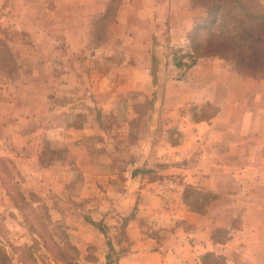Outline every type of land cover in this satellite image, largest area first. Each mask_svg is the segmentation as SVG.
Masks as SVG:
<instances>
[{
    "label": "crops",
    "instance_id": "obj_1",
    "mask_svg": "<svg viewBox=\"0 0 264 264\" xmlns=\"http://www.w3.org/2000/svg\"><path fill=\"white\" fill-rule=\"evenodd\" d=\"M15 1L16 8L12 13L17 17L14 19L16 25L10 29L21 38L23 47L19 54L22 58L29 59L27 61L31 65V74L27 78L35 84L47 85L49 91L46 96H41L39 92L33 93V102L38 104V107L33 108L30 113L25 111L26 98H21L24 93L21 94L18 90H24L25 84L17 87L14 94H1L5 98L0 96V128L4 129V138L8 136L10 143L7 146L0 138V148L9 149L5 155L11 159L17 174L16 179L20 181V191L24 196L27 195L29 199L31 192L42 194L48 191L49 197L56 198V194L61 195L63 191L66 194L67 182L72 178L73 164L78 163L85 153L88 159L96 158V155H91V150L88 151L85 141L90 138V134L100 132L102 125L97 116L93 119L87 108H81L79 98L87 102L91 96L90 100L93 102L95 99L97 107H102V113H113L115 109L106 110L104 100H100L104 95L107 78L117 75L120 80L124 77L122 69L132 67L133 78H137L140 73L149 80V75L152 76L149 74L152 59L150 60L146 53L143 58L124 59L108 71L96 66L91 75L87 70H75L71 62L87 66L89 61L83 53L80 54L81 51L103 52L106 49L105 39L93 48L81 39L89 29L91 31L88 35H91L92 28L89 23L93 19L98 21L105 16V0H46L51 4L46 9L49 12H46L45 18H52L54 21L64 19L61 26L54 25L55 27L46 33L36 24L32 26V22L26 23L29 16L25 13V6L32 1ZM177 1L150 0V7L154 10L148 14L132 12L127 3L116 11L109 28L117 31L123 24L127 27L126 20L137 23L144 17L150 20V34L153 33L160 41L157 46L163 48L164 37L161 38L159 34L168 29L167 47L187 49V33L192 28L191 18L196 13L203 15V9L190 6L189 0H180V5ZM261 1L264 4V0ZM19 4L22 8H18ZM74 5L76 7H73ZM182 6L183 12L180 11ZM40 16H43V12ZM182 20L184 22H181ZM131 29L133 28L130 27L129 30ZM46 35L48 39L52 35L62 38V42L61 39L58 42H49L51 47L48 46L47 49L58 51L59 48L64 51L65 57L60 56V59L56 54H51L48 58L37 57L42 44L34 40L38 36L43 39ZM134 42L140 44L144 51H148V44ZM13 48L16 51L14 46ZM162 62L160 66L166 64L165 61ZM41 67L47 68V73ZM186 74L183 80L176 84L175 96L172 95L176 102L172 105L164 104V109L160 112L164 131L169 132V135L162 139L157 154L146 155L140 162L130 163V160H123V163H128L130 170L126 171L127 179L123 186L125 188L120 189L121 193H118L119 190L117 192L119 201L106 206L105 193L96 184V206L94 208L87 205L94 212L91 219L79 220L74 227L72 222L69 223L65 217L60 216L64 218L63 227L68 232L71 243L87 255H96L101 264H209L205 258L208 254L222 257L224 264H253L250 262L253 253L248 251L251 241L249 236L244 242L246 244L240 245V252L236 256L233 255L230 242H234V233L241 228L234 227L231 220L236 207L229 208L231 206L226 203L231 202L236 195L229 188L231 173L243 177L245 171L255 168L252 162H264L263 155L250 162L248 154L236 151L237 147L243 150L253 145H264L260 139L257 142L247 138L253 116H264V77L241 74L232 62L220 56L196 58ZM165 79V71L160 68L159 72H156V81H164L166 86L160 93L156 90L158 85L154 87L157 98L155 103L161 100V93H164L165 98L171 93L169 87L174 80ZM72 94L74 95L71 97ZM142 94L146 95L144 92ZM43 98L47 102L46 108L41 107ZM74 101L80 102V107L73 105ZM129 110L131 111V108ZM74 113L77 118L82 117L79 123L72 121L71 116ZM44 115H47L46 119ZM156 125L157 123L153 124L152 128ZM172 128L175 138L171 137ZM255 133L264 139V128L256 129ZM46 141L57 147L67 148L64 158L44 160L42 154ZM236 154L239 155L237 158ZM99 157L97 159L100 162H94L95 169L87 165L81 166L83 174L88 175L92 170L97 172L96 178L113 179L114 175L110 173L115 171L113 168H116L119 159L106 156L105 153ZM234 160L244 164L247 162L248 165L240 169L241 174L239 171L234 172L228 165ZM257 169L263 172L260 165H257ZM238 179L243 181L242 178ZM88 185L93 183L85 185L86 193ZM203 195H209L208 199L203 200ZM0 197H3L4 201H10L9 209L15 212L14 218L17 217L24 223L23 210L14 201L2 176ZM221 202L224 204L221 210L219 209V218H216L217 214L213 209ZM48 205L50 207L51 204ZM57 208L55 204L53 209L49 210L53 222L57 221ZM3 211L0 206V215ZM90 221L108 229L106 243L101 238L104 237L102 229ZM217 228L224 229L227 233L224 239L216 235ZM82 229H86L88 235L82 232ZM52 237L56 242V235ZM89 245L100 249L87 250ZM0 249L3 251L0 264H26L19 253L8 250L1 242ZM254 253L256 257L260 256V251ZM48 255L52 261L55 260L56 257L51 256V253Z\"/></svg>",
    "mask_w": 264,
    "mask_h": 264
},
{
    "label": "rangeland",
    "instance_id": "obj_2",
    "mask_svg": "<svg viewBox=\"0 0 264 264\" xmlns=\"http://www.w3.org/2000/svg\"><path fill=\"white\" fill-rule=\"evenodd\" d=\"M31 1L30 4L25 6V13L29 16V18L26 19V23L32 22V26L36 24L44 33L54 28V25L58 27L62 25L64 19H57L54 21L52 18H45L44 15L46 12H49V10L46 9L48 5L51 4L50 2L46 0V2H44V0ZM149 1L150 0H129L126 2V0H105V16L98 21L93 19L92 22L89 23L92 28L91 35H88L91 31V29H89L88 33L84 34L81 39L83 43L92 48L93 46L100 45L105 39V41H107L106 49H104L103 52L94 50L81 51L80 54L83 53L85 59L89 60L87 66H79L72 62L70 64L75 70L81 69L80 71L82 72L87 70V73L91 75L94 73L92 70L96 66H101L99 69L108 71L111 70L115 64L121 63L124 59L143 58L147 53L151 60L152 54H154L156 56V69L152 71L150 66L149 74L159 72V69L162 68L165 71V80H174L173 84L169 87L171 93H168V98H165L164 93L163 95L161 93V100L159 103H155L157 98L154 87L158 85L156 90L160 93L166 86L163 84L164 81L162 83L156 81L155 84L152 83L151 75H149L150 77L148 80L146 76L140 73L137 75V78H133L134 68L132 67H125L122 69L124 77H121L120 80L116 75L115 77L107 78L105 81L104 95H102L100 100H104V108L106 110L115 109L113 113L112 111L102 113V107L98 108L95 104L96 100L94 99L93 102L90 100L91 96L88 98L87 102L79 98L82 104L81 108H87L93 119L97 116L102 128L100 132L90 134V138L85 141L88 146V151L91 150V155H96V158L92 159L91 157V159H88L85 153L78 163L75 162L76 164H73V171L71 172L72 178L69 183L67 182V195L64 194L63 191L61 195L56 194V198H53L52 196L49 197L48 191L42 194L31 192V196H29L28 199V196H24L20 191V181L16 179L17 174L15 173L14 166L11 164V159L5 155V152L9 149L0 148V176H2V180L9 189L14 201L22 208L24 214V216H22L24 217V223H22L17 217L14 218L15 212L9 209L11 207L10 201H4V198L0 197V206L4 210L0 215V242L6 245L8 250L19 253V256L26 264H101L96 255H93V253L87 255L82 250L78 249L75 244L71 243L68 238V232L63 227V217L66 218L65 220H67V222H72L74 227L77 226L76 224L79 220L91 219L94 212H92L93 209L87 207V205L94 208L96 206L95 200L98 192V190H96V184L99 189L105 193L104 203L106 206L118 202L120 196H118L117 192L119 190L120 192L118 193H121L120 189L125 188L123 186L124 181L127 179L126 171L130 170L128 163H123V160H130V163H134L135 161L140 162L146 155L150 156L157 154L162 139L165 138L166 135H169V132L164 131L163 119L159 116L161 110L164 109V104L172 105L176 102L173 97L176 92V84L182 81L187 75L188 68L192 65L191 61L195 60L189 48V41L187 49L167 47L166 43L169 39V30L167 29L165 33H162L164 35L159 34L161 38L164 37V42L162 43L164 49L157 46L159 45L157 42L160 41L153 33L150 34V20L144 17L138 20L137 23L136 21L126 20L127 27L123 24L125 27L122 26L121 29L117 31L109 28L111 22L114 21L116 11L126 6L127 3L132 12L138 14H148L152 12L154 9L150 7L151 2ZM178 2H180V0H178L177 3ZM178 4L180 5V3ZM73 7L76 6L74 5ZM14 8H16L15 0H0V38L8 43L13 58L10 63L3 62L6 53L3 49V43H0V96L3 99L5 96L1 94L10 92L14 94L17 87L22 83L25 84L23 87L24 90H22V88H18V90L21 94L24 93L21 98H26L25 111L30 113L33 108L38 107V104L33 102V93L35 92L34 94H37V92H39L41 96H46L49 90L47 85L42 86L40 83L35 84L31 79L27 78L28 75L31 74V65L29 61H27L29 59H27V57L22 58L21 54H19L20 49L23 47L21 38H18L17 33L10 29L13 25H16L14 19L16 20L17 17L12 13ZM18 8H22V6L19 4ZM183 8L182 6L180 9L181 12L184 11ZM41 12H43V16H40ZM197 17H199V13H196V15H193L191 18L192 26ZM178 21L180 22V19ZM181 22L184 21L182 20ZM130 27L133 28L131 29V31L133 30L131 34L129 30ZM12 32L13 34H11ZM39 37L40 36L34 40L38 44H42L41 50L37 52L38 58H48L51 54H56L58 58H60V56L65 57L64 51L59 48L58 51H49L47 49L48 46L51 47V45H48L49 42H58L60 39L62 42L60 36L52 35L49 36V39L47 35L44 36L43 39ZM134 41L148 44V51H144V49L140 47V44L137 45ZM13 46L16 48V51ZM30 54L31 50L29 51V55ZM24 60L26 61L24 62ZM162 61H165L166 64H161L160 66V63H163ZM41 68L47 73V68ZM25 79L26 81H24ZM136 86L140 87V89H137L138 87ZM143 92L146 95H143ZM73 95L74 94L70 96L72 97ZM80 102L74 101L73 105L80 107ZM46 106L47 102L43 98L41 100V107L46 108ZM130 108L131 111L129 110ZM75 114L76 113L71 116L72 121L79 123L82 117L78 116L77 118ZM46 116L47 115H44V119H46ZM1 117L3 118V116ZM155 123H157L156 127L152 128V125ZM261 128H264V116L254 115L250 122L249 136L247 137L249 141L256 140L258 142V139H260V142H264V139L262 140L263 137H261V135L257 136V133H255L256 129ZM171 133V137L175 138V131L173 128L171 129ZM4 137V129L2 130V128H0V138L2 142L8 146L10 143L7 138L8 136H6V138ZM66 151L67 148L64 146L57 147L46 141L44 143L42 157L46 161L59 160L64 158ZM236 151L248 154L250 162H252V160L255 161L258 156H264V145L263 147L260 145H253L248 148H243V150L237 147ZM102 153H105L106 156L119 159L118 164L115 166L116 168H113L115 171L110 173H113V179H110V177L104 180H102V178H96L97 172L92 170L89 171L90 175H84L81 166L87 165L95 169L94 162H100L97 158H100L99 155ZM238 156V154L235 155L236 158ZM252 163L255 168L249 169L250 171H245L243 177H237V175H233V173L230 175L231 183L229 188H231L236 195L231 202H227L226 204L231 206L229 208H232V206L236 207L232 212L233 215L231 220L234 227L241 228L240 231L234 233V242L230 243L233 255L236 256V254L240 252V245H245L246 243L244 242L248 240H246V238L249 236V241H251L248 251L249 253H253V258L250 259V262L253 264H264V162H258V164L255 162ZM228 165L234 172L239 171V174H241L240 169L248 164L247 162L244 164L234 160ZM257 165L262 167V173L261 169H257ZM238 178H242L243 181ZM90 183H93V185H88V193H86L85 185ZM82 192L86 194H82ZM202 197H204L203 200H205L208 199L209 195H203ZM48 204H51L50 207ZM55 204L58 206L56 214L57 221L53 222L52 219H50L49 210L50 208L53 209ZM223 204L224 203L221 202L217 204V208L214 207L213 210H215V214H217L216 218H219L218 216ZM202 205L203 207L205 206V201ZM101 229L103 230H101V232L104 233V237L101 238L106 243L108 229L106 227H101ZM217 229L216 235L224 239L227 236L225 230L221 228ZM81 231L87 235L89 233L86 229H82ZM53 235L57 237L56 242L53 241ZM38 236L40 237L39 239ZM236 239L237 241H235ZM63 240H65V242ZM99 249L100 247L97 248L93 245L87 247V250L90 251H98ZM257 250L260 251V256L256 257L254 251L256 252ZM49 253H51V256L56 257L55 260L52 261L50 259ZM206 261L209 264H224L222 257L218 256L214 257L211 255L206 258Z\"/></svg>",
    "mask_w": 264,
    "mask_h": 264
},
{
    "label": "trees",
    "instance_id": "obj_3",
    "mask_svg": "<svg viewBox=\"0 0 264 264\" xmlns=\"http://www.w3.org/2000/svg\"><path fill=\"white\" fill-rule=\"evenodd\" d=\"M189 3L203 9V15L197 17L187 33L193 59L220 56L232 62L241 74L264 77V4L261 0H189ZM0 43L6 53L3 62L10 63L11 50L1 38ZM155 62L156 56L152 54V71L156 69ZM152 78L155 83L156 72ZM90 222L101 229L97 222ZM2 252L0 249L3 259Z\"/></svg>",
    "mask_w": 264,
    "mask_h": 264
}]
</instances>
